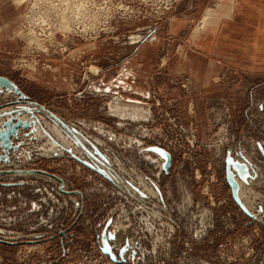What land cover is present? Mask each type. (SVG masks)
Instances as JSON below:
<instances>
[{
  "label": "rangeland",
  "instance_id": "374dc122",
  "mask_svg": "<svg viewBox=\"0 0 264 264\" xmlns=\"http://www.w3.org/2000/svg\"><path fill=\"white\" fill-rule=\"evenodd\" d=\"M0 76V264H264V0H0Z\"/></svg>",
  "mask_w": 264,
  "mask_h": 264
},
{
  "label": "water",
  "instance_id": "95a60500",
  "mask_svg": "<svg viewBox=\"0 0 264 264\" xmlns=\"http://www.w3.org/2000/svg\"><path fill=\"white\" fill-rule=\"evenodd\" d=\"M0 85L1 86H8V85H12V83L5 77H1L0 76ZM14 90L16 92H18V89L13 85ZM18 123H20V121H18L17 123H10L9 121L3 123V129H0V144L4 147L8 146V137L16 132V128L19 125ZM22 123V122H21ZM229 184L232 188L233 194L235 193L236 187H235V183L229 179Z\"/></svg>",
  "mask_w": 264,
  "mask_h": 264
},
{
  "label": "bare ground",
  "instance_id": "6f19581e",
  "mask_svg": "<svg viewBox=\"0 0 264 264\" xmlns=\"http://www.w3.org/2000/svg\"><path fill=\"white\" fill-rule=\"evenodd\" d=\"M206 17H207V14L203 16V18H202V20H201L202 23L206 20ZM63 25H64V24H63Z\"/></svg>",
  "mask_w": 264,
  "mask_h": 264
}]
</instances>
